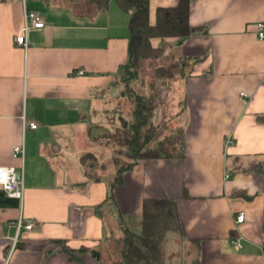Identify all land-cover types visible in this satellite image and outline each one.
I'll list each match as a JSON object with an SVG mask.
<instances>
[{
	"label": "crops",
	"instance_id": "crops-1",
	"mask_svg": "<svg viewBox=\"0 0 264 264\" xmlns=\"http://www.w3.org/2000/svg\"><path fill=\"white\" fill-rule=\"evenodd\" d=\"M179 3L150 0L151 21L158 8ZM25 9L46 22L29 33L27 48L17 42ZM130 19L114 0L107 10L88 0H0V165L24 167L23 200L0 206V264H99L109 235L97 209L110 194L104 179L88 180L82 156L111 133L97 119L105 103L114 111L125 96ZM188 19L197 29L189 37L152 39L168 64L183 60L176 118L168 116V91L153 114L155 125L172 126L176 147L138 159L114 201L136 226L146 197L174 201L181 226L166 238L180 239L166 255L162 244L160 264H264V39L256 28L264 0H192ZM21 143L23 161L13 156ZM21 219L35 225L19 227ZM82 246L98 253L71 257Z\"/></svg>",
	"mask_w": 264,
	"mask_h": 264
},
{
	"label": "trees",
	"instance_id": "trees-1",
	"mask_svg": "<svg viewBox=\"0 0 264 264\" xmlns=\"http://www.w3.org/2000/svg\"><path fill=\"white\" fill-rule=\"evenodd\" d=\"M72 1L78 2L83 0ZM88 1L93 2L99 10H107L112 0ZM114 1H116L122 9L131 13L129 58L126 64L121 68V80L126 84L123 90L125 93L124 97L127 98L129 94H134L135 96L134 114L138 119V122L133 123L131 126H122L124 139L122 143L127 145L134 152L139 151L140 148L147 150L141 154V156H135V153L132 154L134 160L123 166L116 176V180L113 182L112 187H114L116 183L123 182L124 173L129 170L138 159L169 156L176 147V142L170 139L167 144L161 142L160 146H154L153 148L148 147V137L151 138L150 132L153 136L158 128L150 123L153 119L156 106V101L154 99L155 95H137L135 90L132 89L131 92H134L132 94H127L128 89L126 87L129 84V79L127 80V77L138 76L141 59L157 57L163 53V47L155 46L152 43V39L167 36H177L180 37V39H185L197 30L190 25L188 19L192 0H180L177 6L158 8L156 21L154 23L151 21L150 16V0ZM161 76L159 78H161ZM166 76L171 77L172 75L166 73ZM152 87L155 86L153 85ZM259 118L264 120V114L259 115ZM121 119L127 122L123 116ZM149 123L150 125L147 126ZM141 126H146L148 128L142 132L140 129ZM94 158L95 156L92 152H87L82 156L83 163L87 168L95 164ZM115 160L116 163L119 162L118 159ZM14 200L13 197H9L5 191L0 188V206L12 204ZM173 204L174 201L167 198L146 197L144 199L141 232H133L125 226V233L120 238L122 243L121 257L124 264H160L163 261L162 244L166 238L167 232L181 226V219H179L178 213L176 214V211H171ZM177 222L178 226L176 225ZM68 252L71 254V257H75L76 253L88 254L95 251L82 246L79 249H69ZM95 253L97 254L98 252L96 251Z\"/></svg>",
	"mask_w": 264,
	"mask_h": 264
},
{
	"label": "rangeland",
	"instance_id": "rangeland-1",
	"mask_svg": "<svg viewBox=\"0 0 264 264\" xmlns=\"http://www.w3.org/2000/svg\"><path fill=\"white\" fill-rule=\"evenodd\" d=\"M177 51L178 49H175V52ZM173 59V63L171 65L168 64L170 63V58L165 55L141 59L138 76L127 77V80L129 79V84L126 87L128 89L127 94H132L134 92H131V89L135 90V93L137 95L145 94L149 96L151 94H154L155 101H158V99H163V91L165 93L166 91H168L169 95L167 103L165 105L168 110V116L172 121L176 118L174 113L176 108L175 103L177 100L176 91H174V88H176L177 83L183 85V77L179 73L183 65V60L175 61L174 59V62ZM166 73L171 74L172 76L168 77L166 76ZM160 74L163 75L161 76ZM160 76L161 78H159ZM168 82L171 85L167 88H163V85L166 86ZM153 85L155 87H152ZM121 87H124L122 83ZM119 89L122 88H118V90ZM120 93L122 94V91H120ZM114 98L118 100V97L114 96ZM134 99V94H129L127 98L121 97L119 95V106L114 109V111L108 110L111 109V103L109 104L106 102L103 107V111L101 112L100 110V114L97 119L99 121L102 120L103 122L108 121V123H110L109 128H111V133H109V135L105 136L104 138L96 139L97 141L92 140L88 143V147H91L90 149L91 151H93L92 153L95 156V164L91 167H88V171L90 172L88 180H93L97 177L104 179V181L108 185L110 194V196L108 197L109 199L106 201V203L101 207H98L97 209L99 211V216L102 218L105 225L106 233H108L109 235L108 238L102 240L99 247V251L101 252V257L98 258L99 264H124L121 257L122 243L120 238L125 233V226H127L131 230L132 225V231L136 233H140L142 230L141 224L136 226V222H134L135 220L133 219V217L131 218V215H127L124 213L121 214L117 205L115 204L113 195H111L113 194L114 187L117 184L116 183L115 186L112 187L113 182L116 180V176L119 174V171L123 168L124 165L128 164V162L134 160L132 154L135 153V156H141V154H143L147 150L140 148L139 151L134 152L127 145L122 143L124 141L122 126H125V124L131 126L133 125V123L138 122V119L134 114ZM112 103H115V101H112ZM122 116L127 120V122L121 119ZM150 123L155 125L153 119ZM150 123L147 126H149ZM155 126H157L158 128L153 136L150 132L151 138L148 137V147L153 148L154 146H160L161 142L167 144L169 139L177 143L178 140L175 138L176 133H172L174 131L170 129L172 127L171 125L168 127L166 125L159 124ZM146 128L148 127H140L142 132H144ZM115 159H118L119 162L116 163ZM62 162L65 166V171L69 169V166L66 163L67 161L63 159ZM69 181H71V179ZM126 222L129 223L126 225ZM112 234L114 236H112ZM179 239L180 238H175V236H171L169 234L167 235V238L163 243L165 255L171 245H177V241ZM181 241L182 239L180 240V242ZM173 260H177V257Z\"/></svg>",
	"mask_w": 264,
	"mask_h": 264
},
{
	"label": "built area",
	"instance_id": "built-area-1",
	"mask_svg": "<svg viewBox=\"0 0 264 264\" xmlns=\"http://www.w3.org/2000/svg\"><path fill=\"white\" fill-rule=\"evenodd\" d=\"M46 22L44 18L33 10L25 9V23L21 33L17 36V42L27 48L29 46V33L34 30L45 29ZM258 37L264 39V20L256 23ZM83 73V71H81ZM30 126L36 128L37 124L31 122ZM25 154L24 143L18 144L13 149V156L23 161ZM228 176V175H227ZM0 188H2L9 197L23 200L24 197V167L23 163L20 168L15 165H0ZM245 219V211L237 213L236 222L242 223ZM35 225L32 220H20L19 227L31 229ZM17 236L14 238V245L17 242ZM233 243L240 246V240L234 239Z\"/></svg>",
	"mask_w": 264,
	"mask_h": 264
},
{
	"label": "water",
	"instance_id": "water-1",
	"mask_svg": "<svg viewBox=\"0 0 264 264\" xmlns=\"http://www.w3.org/2000/svg\"><path fill=\"white\" fill-rule=\"evenodd\" d=\"M125 124V123H124ZM126 125V124H125ZM93 254H95V253H93Z\"/></svg>",
	"mask_w": 264,
	"mask_h": 264
}]
</instances>
